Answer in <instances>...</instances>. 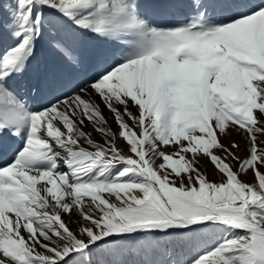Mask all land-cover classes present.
<instances>
[{
	"label": "snow or ice",
	"instance_id": "snow-or-ice-1",
	"mask_svg": "<svg viewBox=\"0 0 264 264\" xmlns=\"http://www.w3.org/2000/svg\"><path fill=\"white\" fill-rule=\"evenodd\" d=\"M0 264H264V0H0Z\"/></svg>",
	"mask_w": 264,
	"mask_h": 264
},
{
	"label": "rangeland",
	"instance_id": "rangeland-1",
	"mask_svg": "<svg viewBox=\"0 0 264 264\" xmlns=\"http://www.w3.org/2000/svg\"><path fill=\"white\" fill-rule=\"evenodd\" d=\"M237 140H240V138L239 137H235ZM226 143H227V140L225 141ZM240 143H241V145L243 146V140H240ZM239 154H243V153H239ZM202 163H205L206 164V162H202ZM207 166V170H208V173H209V178L210 179H213L214 177H213V175H212V172H213V170H212V168H211V165H206Z\"/></svg>",
	"mask_w": 264,
	"mask_h": 264
}]
</instances>
